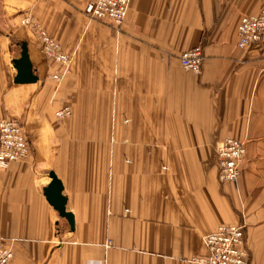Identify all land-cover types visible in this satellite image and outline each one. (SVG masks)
Instances as JSON below:
<instances>
[{"label": "crops", "instance_id": "1", "mask_svg": "<svg viewBox=\"0 0 264 264\" xmlns=\"http://www.w3.org/2000/svg\"><path fill=\"white\" fill-rule=\"evenodd\" d=\"M85 6L0 0V119L19 121L32 150L0 168L10 264H191L205 236L242 221L251 264H264V55L237 46L242 17L264 0H132L115 35ZM26 16L73 58L59 86ZM22 42L36 84L14 81ZM199 45L195 74L178 58ZM65 106L72 116L58 121ZM226 138L246 142L237 186L218 177ZM51 174L74 230L45 197Z\"/></svg>", "mask_w": 264, "mask_h": 264}, {"label": "built area", "instance_id": "2", "mask_svg": "<svg viewBox=\"0 0 264 264\" xmlns=\"http://www.w3.org/2000/svg\"><path fill=\"white\" fill-rule=\"evenodd\" d=\"M51 1V0H40ZM132 0H86L85 15L91 21L112 24L120 29L125 23ZM22 24L35 32L41 41L44 56L61 67L53 79L61 82L72 64V56L63 51L57 42L32 16H26ZM238 47L242 50L256 49L264 55V11L259 15L246 16L239 26ZM179 61L184 70L201 74L205 56L201 46L184 52ZM69 107L60 109L56 116L66 119L71 116ZM31 143L24 126L14 120L0 119V168L12 163L26 161L31 156ZM244 144L226 139L217 145L219 179L222 183L237 185L243 158ZM205 255L193 257L192 264H250L245 248V226L224 225L204 238ZM15 257L12 241L0 237V264H10Z\"/></svg>", "mask_w": 264, "mask_h": 264}, {"label": "water", "instance_id": "3", "mask_svg": "<svg viewBox=\"0 0 264 264\" xmlns=\"http://www.w3.org/2000/svg\"><path fill=\"white\" fill-rule=\"evenodd\" d=\"M20 47V57L13 61V66L17 71L14 81L16 84L21 85L36 84L39 81V77L31 62L27 42H22ZM51 179V183L45 188V197L50 205L59 213L60 217L66 219L74 230L75 219L73 214L67 210L68 200L64 196L63 183L55 174H51Z\"/></svg>", "mask_w": 264, "mask_h": 264}, {"label": "rangeland", "instance_id": "4", "mask_svg": "<svg viewBox=\"0 0 264 264\" xmlns=\"http://www.w3.org/2000/svg\"><path fill=\"white\" fill-rule=\"evenodd\" d=\"M264 10H262L261 12H263ZM260 12V13H261ZM259 13V14H260ZM259 14H256V15H259ZM247 16H255V15H247ZM244 17H246V16H244ZM244 17H242V19L244 18ZM242 19H241V21H242ZM241 21H240V23H241ZM93 22H97V21H93ZM39 23V22H38ZM97 23H99V24H102L103 26H106L107 27V32L108 33H113L114 35L116 34V28H114L113 27V25L112 24H109V23H101V22H97ZM239 26H240V24H239ZM239 26H238V34H239ZM43 28V27H42ZM112 34V35H113ZM39 39V38H38ZM56 40V39H55ZM40 41V40H39ZM57 41V40H56ZM238 41H239V35H238ZM58 42V41H57ZM40 43H41V41H40ZM202 45H203V43H202ZM202 45H199V46H201L202 47V49H203V46ZM42 46V45H41ZM198 46V47H199ZM237 46H238V42H237ZM239 48V47H238ZM240 49V48H239ZM242 50V49H241ZM64 51V50H63ZM203 53H204V51H203ZM68 54V53H67ZM263 55V54H262ZM205 56V55H204ZM180 57V56H179ZM179 59V58H178ZM52 62V61H51ZM205 62V61H204ZM55 64V63H54ZM57 65V64H56ZM57 66H59V65H57ZM60 73V72H59ZM56 74V73H55ZM67 74V73H66ZM65 74V75H66ZM54 75V74H53ZM53 75L51 76V77H53ZM64 78H65V76H64ZM53 79V78H52ZM64 80V79H63ZM63 80L61 81V82H57V81H54V79H53V81L55 82V84L57 85V86H59V85H61L62 84V82H63ZM65 107H68V106H65ZM65 107H63V108H65ZM70 108V107H69ZM62 109V108H61ZM71 109V108H70ZM60 109H58L57 111H56V113L59 111ZM71 112H72V109H71ZM56 113H55V116H56ZM71 116H72V114H71ZM71 116H69L68 118H70ZM56 118H57V116H56ZM68 118H66V119H68ZM66 119H59V118H57V120L59 121H64V120H66ZM11 120V119H10ZM13 120V119H12ZM14 121H17V120H14ZM17 122H19V121H17ZM20 123V122H19ZM24 130H25V128H24ZM25 132H26V130H25ZM26 134H27V132H26ZM27 136H28V134H27ZM29 138V137H28ZM226 139H233V140H237V141H240V142H242L243 144H244V147H245V155H244V158H243V164H242V166H241V172H242V167H243V165H244V162H245V158H246V153H247V147H246V142L245 141H243V140H240V139H235V138H226ZM226 139H224V140H226ZM224 140H222V141H224ZM222 141H220V142H222ZM220 142H218V144L220 143ZM217 144V145H218ZM216 163H217V146H216ZM217 167H218V163H217ZM241 176V175H240ZM218 177H219V169H218ZM240 179V178H239ZM220 180V179H219ZM221 182V181H220ZM222 183V182H221ZM223 184H230V183H223ZM234 185V184H233ZM235 186H237V185H235ZM240 224H242V225H244L245 226V248H246V250H247V252H248V254H249V258H250V264L252 263V258H251V254H250V252H249V250H248V248L246 247V228H247V224H246V222L245 221H242ZM237 225H239V224H237ZM224 226V225H223ZM209 235V234H208ZM206 237V236H205ZM204 237V238H205ZM201 256V255H200ZM196 257V256H195ZM192 259V258H191ZM190 259V260H191ZM192 264V263H191Z\"/></svg>", "mask_w": 264, "mask_h": 264}]
</instances>
